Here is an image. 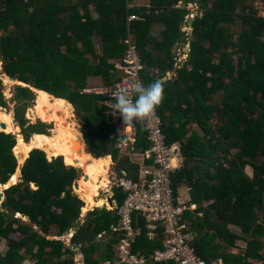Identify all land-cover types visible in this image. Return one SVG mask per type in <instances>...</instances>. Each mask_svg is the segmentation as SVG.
<instances>
[{
    "label": "trees",
    "instance_id": "obj_1",
    "mask_svg": "<svg viewBox=\"0 0 264 264\" xmlns=\"http://www.w3.org/2000/svg\"><path fill=\"white\" fill-rule=\"evenodd\" d=\"M254 1L150 0L147 5L140 0H0V57L6 74L70 101L83 121L88 151L97 158L112 155L120 175L139 178L141 162L132 154L142 157L152 145L146 121H133L135 141L123 155L118 143L127 134L118 129L108 95L88 92L90 79H102L104 86L123 79L128 38L145 65L144 84L175 71L164 81L157 110L167 142H180L184 156L172 175L177 203L187 206L183 231L193 234L199 256L208 261L222 257L226 264H264V17ZM189 3L196 4L198 13L192 31L184 32L192 13ZM132 16L136 19L130 21ZM187 41L188 58L177 65L174 50ZM3 89L0 80V106L8 108ZM16 91V118L25 139L51 135L52 124H29L26 117L37 98L33 89L19 85ZM17 143L16 134L0 127L4 185L19 167ZM64 156L33 149L22 180L6 189L11 207H0V244L7 239L9 250L0 251V264H102L117 257L127 234L119 207L127 190L116 187L119 206L90 210L67 242L62 237L82 220L86 202L74 190L79 168L68 165ZM133 216L134 250L150 256L163 249L164 226L152 237L145 215L137 211ZM239 240L246 245L239 248ZM75 244L81 245L80 253Z\"/></svg>",
    "mask_w": 264,
    "mask_h": 264
},
{
    "label": "built area",
    "instance_id": "obj_2",
    "mask_svg": "<svg viewBox=\"0 0 264 264\" xmlns=\"http://www.w3.org/2000/svg\"><path fill=\"white\" fill-rule=\"evenodd\" d=\"M135 19V16L130 17V21ZM126 45H128V50L123 59V79L115 85L95 90L100 94L108 95L111 104L114 94L121 90H127L129 98H133L135 95L134 86L143 82L142 71L145 69V65L142 62L139 49L131 38L126 40ZM145 121L152 145L142 157L132 154V158L141 162L139 178L120 175L112 167L109 173L111 190L116 187L125 188L128 195L124 204L120 206L123 220L122 228L127 231V236L121 245V260L118 262L109 260L107 264L145 262L131 250L136 239L133 214L137 211L145 215L149 235L153 236L160 224L167 227L169 234L166 242L167 247L157 251L156 260L171 259L177 261L178 264H226L222 257L208 261L199 256L191 243L192 237L189 239V234L184 233L183 230L186 226L181 223V216L187 206L181 202L177 203L172 186V175L181 168L184 161L181 143L170 144L167 142L162 126L163 120L157 108L154 114L147 117ZM116 124L121 134H127V137L118 143V147L121 150H128L135 140L137 129L133 125V121L125 123L119 114H116ZM148 158L153 159V162ZM77 264L86 263L84 260H80Z\"/></svg>",
    "mask_w": 264,
    "mask_h": 264
},
{
    "label": "bare ground",
    "instance_id": "obj_3",
    "mask_svg": "<svg viewBox=\"0 0 264 264\" xmlns=\"http://www.w3.org/2000/svg\"><path fill=\"white\" fill-rule=\"evenodd\" d=\"M35 90L39 94L38 105L36 106L37 116L45 119L47 114V119L53 118L54 120H57L61 115V125L58 124L55 126L52 135L36 133L30 141L25 140L23 135H20V149L21 153L23 152L24 154L22 161L29 156L31 150L34 148H41L54 154L65 155L68 164L76 165L78 163L79 165L76 166H82L81 168L89 174V178H85L87 181H85L84 178L80 179L79 188L81 189H78V192L87 201L88 205L86 208L91 209L106 204V199L102 198L97 200L95 196L102 189L108 191V188L111 186L109 172L112 156L109 155L104 158H97L86 151L83 138L74 132L70 127L71 123L68 121L70 116L66 110L73 108L72 103L57 97L55 99L46 91L39 89ZM0 120L8 125L6 128L8 132H17L20 130V126L14 124L16 122H14L11 113H0ZM78 151L81 152L79 153ZM76 159L78 160L77 162ZM18 175L19 172L14 174L9 181V184L4 185L0 182V186H2L0 187V190L16 182L18 180Z\"/></svg>",
    "mask_w": 264,
    "mask_h": 264
},
{
    "label": "rangeland",
    "instance_id": "obj_4",
    "mask_svg": "<svg viewBox=\"0 0 264 264\" xmlns=\"http://www.w3.org/2000/svg\"><path fill=\"white\" fill-rule=\"evenodd\" d=\"M140 1L141 2L147 1L146 2L147 5L150 3V0H140ZM254 5H255V7L258 10L259 15L262 16V17H264V3L261 0H256V1H254ZM188 8L192 11V14L193 15H191V17L192 16L194 17L195 15H197V13H198V11H197L198 10V7L196 6V4L193 5V7H189L188 6ZM161 29L162 28L159 27V28H157V31H161ZM183 31L184 32H191L192 31L191 30V26H188V25L187 26H184L183 27ZM1 33H2V31H0V35H1ZM154 34H156V32H154ZM182 47H183V44H179L175 48L176 53H177L178 58H179V62H180L179 65L182 64V62H183L182 59L184 58V54H185V52L182 49ZM173 75H175V72H174ZM173 75H171L170 78H172ZM0 80L3 82V86H4V89L3 90H4L5 98L9 102L8 108H4V107H1L0 106V113H2V112L11 113L12 116H13L14 122H16L14 124L15 125H18V126H21L19 124V122L17 121V118H16V110L15 109H16V104L18 103V101H16V92H17L16 89H17V86H19V84H22V83L21 82H14V81L10 80L9 77L6 75L3 57H0ZM100 85L101 86H104V83H103L102 79H98V80H96V79L95 80L90 79V87H92V91H90V90H88V91L89 92H94V90L97 87H101ZM21 86H25V85L22 84ZM30 88L32 89V87H30ZM35 89H33V91L35 92L37 98H36V101L33 103V105L30 106V108L28 109V111L26 113V117L29 120V124H36V123H39V122H44V123H47V124H52L53 127L50 129L51 135H52L54 133L55 126H57L58 124L61 125L60 124L61 123L60 122V116L61 115L58 117L57 120H54L53 118H50V119L48 118L47 119V114L45 116V119L40 118L39 116H37L36 106L38 105L39 94L36 92ZM74 108H75V110H74ZM74 108H71V109L66 110L68 112L69 116H70V118L68 119V121L71 123L70 127L74 130V132L77 133V135H79V136H81L83 138V141L85 143V147L87 148V144H86L87 141H86V138H85V135H84V132H83V126H84L83 125V121L78 117V115H77V109H76L75 106H74ZM29 110H32L33 111L34 116H31L29 114ZM21 128H22V126H21ZM4 131L8 132L7 129L4 130ZM18 131H21L22 132L21 129L18 130ZM18 131L17 132H12V133H14V134L17 135V141H18ZM43 150H45V149H43ZM88 150L89 149L87 148L86 151H88ZM45 151H47V150H45ZM15 153H16V151H15ZM121 153H123V155L126 156L128 154V151H127V149H124L123 151H121ZM16 155L18 156L17 153H16ZM53 157H55V156H49L50 159H52ZM71 165H73V164H71ZM76 165H79V164L77 163ZM80 167H82V166H78L77 167V168H79V171H80V179H83L84 178V180L87 181L85 179V177L82 176V170H81ZM111 167L114 170H117L119 167H121L120 165H118V161L115 160L113 156H112V161H111ZM111 167H110V171H111ZM245 170H246V173L247 174L252 175L253 169H252L251 166H247ZM18 172H20V170ZM33 185H34V187H37L35 185V183ZM0 187H2V186H0ZM79 189H81V188H79ZM111 189H112V187L110 186V188H108V191L106 189L100 190V194L98 196L96 195L95 198L96 199H98V198H101V199L104 198V199L107 200V203L104 204L103 206H96V207H104V206H107L108 208H112V205L110 204L109 199H108V197H109L110 194L111 195L114 194V191L111 190ZM114 190H115V188H114ZM75 192L78 193V194H80L78 192V189ZM80 196H81V194H80ZM87 205L88 204H87V201H86V205L83 208V217H82L83 220L85 218V215L88 213V211L93 210V209L96 208V207H94V208L88 209V208H86ZM0 207H2L1 204H0ZM15 216H20L23 220H25L27 222L30 221V220L26 219L25 217H23V215H20L19 213H17ZM32 224H34V223H32ZM34 225H35L36 228L40 229L39 226H37L36 224H34ZM72 235L67 234V235L63 236L62 238H65V240L67 242H70L71 243V240H72V237H73ZM49 237H50V235H49ZM238 244L240 245L239 248L240 247H244L246 245L244 243V241H240V240L238 241ZM8 250H9L8 241H7V239H3L2 242H1V244H0V251L3 252V254H6ZM77 250H79V253H80V249H77ZM232 250L235 251V252H238L239 251V249L237 247L233 248ZM254 264H260V262H258V261L255 260L254 261Z\"/></svg>",
    "mask_w": 264,
    "mask_h": 264
},
{
    "label": "clouds",
    "instance_id": "obj_5",
    "mask_svg": "<svg viewBox=\"0 0 264 264\" xmlns=\"http://www.w3.org/2000/svg\"><path fill=\"white\" fill-rule=\"evenodd\" d=\"M191 15H193V14L191 13L189 16H191ZM195 16H194V18H195ZM187 25H188V19H187ZM179 44H183L182 49L185 52L184 58L182 59V61H183L181 64V66H182L188 58V53L190 52V43L187 41V42H181ZM186 49H188V50H186ZM174 52L176 53V50H174ZM177 57H178V55H177ZM122 62H123V60H122ZM179 63L180 62H179V58H178L177 65H179ZM165 79H168V77H166ZM102 87H107V86H101L100 88H102ZM100 88H98V89H100ZM88 90L92 91V87H90V89H88ZM95 90H94V92H96ZM134 92H135L134 97L130 99L127 90L119 91L118 93L114 94L113 99H112L113 103L111 105H109V108L112 110L113 115L119 114L125 123L132 122L134 120H144L147 117L154 114L156 108L161 104V102L164 98V95H165L164 79L157 78L148 84H144L143 82L137 83L134 86ZM121 151H123V150H121ZM68 165H70V164H68ZM73 166H76V165H73ZM76 167H78V166H76ZM81 170H82V168H81ZM74 186H75V184H74ZM80 197L82 198V196H80ZM193 206H196V204L191 205L192 209H193ZM195 208L196 207H194V209Z\"/></svg>",
    "mask_w": 264,
    "mask_h": 264
},
{
    "label": "water",
    "instance_id": "obj_6",
    "mask_svg": "<svg viewBox=\"0 0 264 264\" xmlns=\"http://www.w3.org/2000/svg\"><path fill=\"white\" fill-rule=\"evenodd\" d=\"M182 3H183V1H181L180 2V4H179V7L182 5ZM193 5L194 4H192V3H189V7H193ZM187 19H188V25L189 26H192V24H193V21H194V17L192 16H187ZM192 29V28H191ZM186 50H188V49H186ZM7 75V74H6ZM8 76V75H7ZM9 77V79L10 80H12V81H14V82H21V81H19V80H17L16 78H13V77H10V76H8ZM22 84H24L26 87H32V86H30V85H28V84H26V83H24V82H21ZM22 84H19V85H22ZM32 89H35L34 87H32ZM52 97H54L55 99H56V97L54 96V95H52ZM70 102V101H69ZM71 103V102H70ZM33 111L32 110H29V114L31 115V116H34V114L32 113ZM7 124L5 123V122H3L2 120H0V127H1V129L4 131V130H6V128H7ZM20 129L22 130V128H21V126H20ZM23 134V133H22ZM24 135V134H23ZM24 138H25V136H24ZM135 140H133V142H134ZM86 144H87V142H86ZM87 148H88V145H87ZM87 148H85V149H87ZM32 151V150H31ZM79 153L81 152V151H78ZM30 155H31V152H30V154H29V156L27 157V158H25L23 161H22V158H23V156H24V154H23V152L20 154V155H18V160H19V167H18V170H17V172H16V174L18 173V171L20 170V172H19V175H18V180L16 181V182H14L12 185H14V184H16L17 182H19L20 180H22V177H23V168H24V165H25V163L27 162V159L30 157ZM78 160L76 159V162H77ZM82 176L83 177H85L86 179H88L89 178V174H87L86 172H85V170L84 169H82ZM80 177L79 178H77L76 179V181H75V186H74V189H75V191H77V189H79V187H80ZM3 184V183H2ZM12 185H10V186H12ZM35 185L38 187L40 184L39 183H35ZM10 186H6L4 189H2V190H0V204H1V206H2V208H4V209H9L10 207H11V204H10V201H9V199H8V197H7V195H6V189L8 188V187H10ZM109 202H110V204L112 205V207H114L115 206V201H116V198L114 197V196H109ZM23 215V217H25L26 219H28V220H31V217L29 216V215H27V214H22ZM82 223H83V221L82 220H79L78 222H77V224H76V226L75 227H73L72 228V230L70 231V233H69V235L72 233V232H77L78 230H79V228L82 226ZM74 247L75 248H81V245L80 244H75L74 245Z\"/></svg>",
    "mask_w": 264,
    "mask_h": 264
},
{
    "label": "crops",
    "instance_id": "obj_7",
    "mask_svg": "<svg viewBox=\"0 0 264 264\" xmlns=\"http://www.w3.org/2000/svg\"><path fill=\"white\" fill-rule=\"evenodd\" d=\"M157 35V34H156ZM159 35V34H158ZM175 72V71H174ZM174 72H172V71H168V73H167V76H168V79H170V77H171V75H173L174 74ZM98 80L99 78H92V80ZM167 79H164V81H166ZM101 86V85H100ZM98 88H100V87H97L96 89H98ZM73 108H74V106H73ZM20 135H23L22 134V132L21 131H18V144H19V141H20ZM23 138H24V135H23ZM19 146H20V144H19ZM87 152H89V151H87ZM90 153V152H89ZM90 154H92V153H90ZM92 156H94L93 154H92ZM112 156V155H111ZM114 191V190H113ZM183 195V194H182ZM109 196H114L115 197V192H114V194L113 195H109ZM83 198V197H82ZM109 198V197H108ZM84 199V198H83ZM85 200V199H84ZM86 201V200H85ZM117 206H119L118 205V202H117V199H116V201H115V206L114 207H112V208H110V209H113V208H115V207H117ZM120 207V206H119ZM194 207H196V206H193V209H194ZM89 212V211H88ZM88 214V213H87ZM86 214V215H87ZM121 214V213H120ZM85 215V216H86ZM121 219H122V214H121ZM82 221L84 222V220L82 219ZM164 226V228H165V232H166V238H165V242H164V244H165V247L163 248V249H165L167 246H166V242H167V240H168V238H169V234H168V232H167V227L164 225V224H160V226L155 230V234L152 236V237H155L156 235H157V232H158V230L160 229V227H163ZM70 233V232H69ZM68 233V234H69ZM71 234H73L72 236H74V232H72ZM70 234V235H71ZM187 234H189L188 235V237H189V239H191V237H192V239H193V234L192 233H187ZM127 236V234L121 239V241H120V243H119V245H118V247H117V252H116V255H117V257H115L113 260L112 259H110L111 261H113V262H118V261H120L121 260V245L123 244V239L125 238ZM50 237L51 238H57V236H55V235H50ZM136 240V239H135ZM134 243L135 242H133V244H132V248H131V250H132V252L133 253H136V254H138L139 255V257L140 258H142V259H144L145 260V262L144 263H138V264H149L150 263V260H154V261H157V262H161V261H175V260H171V259H164V260H161V261H158V260H156L155 259V255H156V253H157V251H159V250H163V249H157L155 252H153L150 256H148V255H145V254H143L142 252H136L135 250H134ZM245 243V242H244ZM74 249L75 250H77L78 248H75L74 247ZM108 261H109V259H107V260H104L103 262H102V264H107L108 263ZM79 262V261H78ZM77 262V263H78ZM175 263L176 264H178L177 263V261H175Z\"/></svg>",
    "mask_w": 264,
    "mask_h": 264
},
{
    "label": "flooded vegetation",
    "instance_id": "obj_8",
    "mask_svg": "<svg viewBox=\"0 0 264 264\" xmlns=\"http://www.w3.org/2000/svg\"><path fill=\"white\" fill-rule=\"evenodd\" d=\"M87 145H88V143H87Z\"/></svg>",
    "mask_w": 264,
    "mask_h": 264
}]
</instances>
